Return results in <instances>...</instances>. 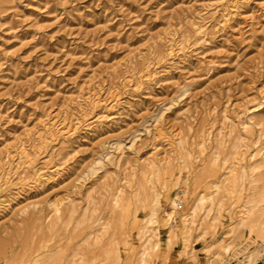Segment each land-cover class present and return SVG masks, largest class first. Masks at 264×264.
<instances>
[{
  "label": "rangeland",
  "instance_id": "obj_1",
  "mask_svg": "<svg viewBox=\"0 0 264 264\" xmlns=\"http://www.w3.org/2000/svg\"><path fill=\"white\" fill-rule=\"evenodd\" d=\"M134 211L143 264H264V0H0V264H131Z\"/></svg>",
  "mask_w": 264,
  "mask_h": 264
},
{
  "label": "bare ground",
  "instance_id": "obj_2",
  "mask_svg": "<svg viewBox=\"0 0 264 264\" xmlns=\"http://www.w3.org/2000/svg\"><path fill=\"white\" fill-rule=\"evenodd\" d=\"M235 150H237V149H235ZM236 152V151H235ZM234 153V152H233ZM237 177L238 176H235V175H232L231 177H230V179L228 180V185H229V187L231 188V189H234L235 187H236V185H237V182H238V179H237ZM147 179H148V177H146L145 179H144V181H145V186H146V182H147ZM151 181V180H150ZM152 182H154V181H152ZM145 186H142V189H141V195L140 196H142L141 198H143L142 200H146V199H149V197L152 195V191L151 192H149L148 191V187H145ZM151 201H153L154 202V199L152 198V200ZM155 202H157V198L155 199ZM170 202H171V204L174 206V207H176V209H174V210H172V213L171 214H169V218H173V215L174 214H176V210H177V208H180L181 206H182V203H181V200L179 199V197H177V196H175L173 199H171L170 200ZM203 201H202V199H199L198 200V204H196L197 206H195L194 208H193V210H191V211H187V210H184L185 212H184V214L182 215L183 216V221H184V224H183V227L185 228V229H187V225H188V221H187V216H190V217H192V219H193V214L194 213H198V212H200V211H202V213L204 212V211H206V210H204V209H202L203 208ZM55 210H57V208H55ZM120 216L124 219V218H126L129 214H130V210L127 208V207H125V206H120ZM173 214V215H172ZM133 215V220H132V224H133V226H134V228L136 229V234H137V242H139V248H140V250L137 252V254L139 255V257L138 258H134V255L132 256V262H131V264H143L144 263V261H145V257H147L149 254H151L152 252H154L155 250L156 251H158L157 250V248H158V242H154L155 244H152V243H150V240L152 239V237H155V236H157L155 233H156V230H155V228H153V227H151V222H152V220H151V218L149 219H146V220H144V221H140L139 219H138V217H137V215H136V213H135V211H134V213L133 214H131V216ZM243 215V214H242ZM191 219V222L193 221ZM239 219H243V216H241ZM190 222V223H191ZM188 234H190V233H188ZM157 239V238H156ZM184 239H186V237H184ZM245 243V242H244ZM254 243V240L253 241H251V239H250V237L249 238H247V240H246V246H245V249H248L247 247H249V246H251L252 244ZM155 251V252H156ZM108 252H110V251H108ZM251 251L248 253V255H247V260L246 261H249V259H250V257H251ZM245 254V253H244ZM111 257H112V260H113V262L114 263H118V261H119V258H118V255H117V252H116V250L114 249L113 251H112V253H110L109 254ZM108 255V256H109ZM53 259H54V257H53ZM54 260H56V259H54ZM53 260V261H54ZM236 260V259H235ZM57 261V260H56ZM52 261L50 260L49 261V264L51 263ZM242 262V261H241ZM55 262H53V264H54Z\"/></svg>",
  "mask_w": 264,
  "mask_h": 264
}]
</instances>
